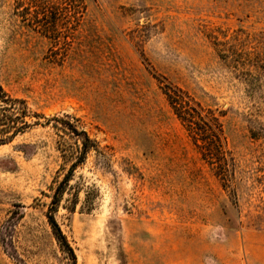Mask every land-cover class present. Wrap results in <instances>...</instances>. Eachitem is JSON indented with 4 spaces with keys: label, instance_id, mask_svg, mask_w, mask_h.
Masks as SVG:
<instances>
[{
    "label": "rangeland",
    "instance_id": "1",
    "mask_svg": "<svg viewBox=\"0 0 264 264\" xmlns=\"http://www.w3.org/2000/svg\"><path fill=\"white\" fill-rule=\"evenodd\" d=\"M157 77L219 116L227 183ZM0 85L62 118L0 145V264H69L46 218L65 121L109 152L54 213L76 264H264V0H0Z\"/></svg>",
    "mask_w": 264,
    "mask_h": 264
},
{
    "label": "trees",
    "instance_id": "2",
    "mask_svg": "<svg viewBox=\"0 0 264 264\" xmlns=\"http://www.w3.org/2000/svg\"><path fill=\"white\" fill-rule=\"evenodd\" d=\"M157 80L161 84L171 110L200 148L202 157L209 163L215 164L217 175L224 181V184L227 183L229 175L234 173V170L232 171L233 159L226 146L219 116L213 109L203 106L181 87L158 77ZM51 119L62 121V118L57 116L46 118L42 113L33 111L23 98L11 96L0 85V145L11 141L17 134L33 125H43ZM63 123L65 124L64 129L75 137V144H68L64 139L59 141V148L64 161H68V167L53 191L46 218L53 235L67 254L69 264H76L73 249L59 227L54 213L57 211L64 188L72 178L75 168L85 160L87 152L94 149L104 158L109 157V152L101 148L99 143L89 137L85 130L78 129L76 124L70 121ZM54 127L58 128L57 124H54Z\"/></svg>",
    "mask_w": 264,
    "mask_h": 264
}]
</instances>
